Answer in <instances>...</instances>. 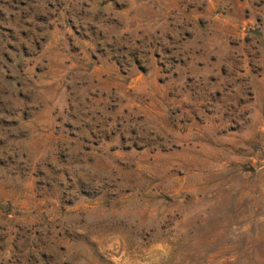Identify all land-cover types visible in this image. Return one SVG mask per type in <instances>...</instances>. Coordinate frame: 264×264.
Listing matches in <instances>:
<instances>
[{"label": "rangeland", "instance_id": "obj_1", "mask_svg": "<svg viewBox=\"0 0 264 264\" xmlns=\"http://www.w3.org/2000/svg\"><path fill=\"white\" fill-rule=\"evenodd\" d=\"M0 264H264V0H0Z\"/></svg>", "mask_w": 264, "mask_h": 264}]
</instances>
